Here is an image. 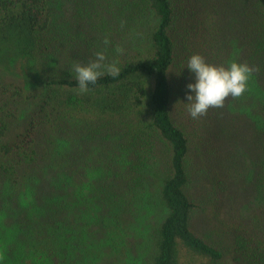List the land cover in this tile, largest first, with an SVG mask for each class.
<instances>
[{
	"label": "trees",
	"instance_id": "obj_1",
	"mask_svg": "<svg viewBox=\"0 0 264 264\" xmlns=\"http://www.w3.org/2000/svg\"><path fill=\"white\" fill-rule=\"evenodd\" d=\"M13 32L40 76L0 78V264H264V0H0V45ZM97 51L120 73L80 93L71 66ZM194 53L252 68L200 116L207 155L239 152L248 182L202 199L174 113Z\"/></svg>",
	"mask_w": 264,
	"mask_h": 264
},
{
	"label": "rangeland",
	"instance_id": "obj_2",
	"mask_svg": "<svg viewBox=\"0 0 264 264\" xmlns=\"http://www.w3.org/2000/svg\"><path fill=\"white\" fill-rule=\"evenodd\" d=\"M71 13V11H70ZM66 15V14H65ZM68 15V14H67ZM69 17V16H68ZM25 41L23 35L13 32L7 36L6 39L2 40L0 45V78L6 84H12L14 86L24 87L26 84L31 86L34 84V79L39 78L40 75L37 74V62L31 57V52L28 53L26 50ZM26 68H29L25 72ZM37 71V72H36ZM187 78L183 81L186 84L193 80V75L186 72ZM41 78V77H40ZM182 91L186 88L182 87ZM34 92V91H31ZM182 96H186L185 93H180ZM186 99V97H184ZM181 104L174 108L175 120L181 124L185 131L187 132L190 139V155L187 161V167L190 172V184L188 185V192L202 199L201 194L204 193L199 191V188L204 184V186L212 185L225 179L224 174L228 179H233L235 184H240V181L248 182L249 178V166L250 163L246 157H244L239 152L236 153L233 164L226 166L223 163L219 165L213 162V156L207 155L206 149L207 145L203 139V129L201 127L200 116L193 119L187 112V104L185 100H182ZM219 166L218 168H216ZM222 172H224L222 174ZM235 185L236 187L239 186ZM235 187V189H236ZM211 198L213 200V190H210ZM217 193V192H216ZM237 194V193H236ZM231 204H236L231 198L229 200ZM244 205L237 204L233 207L235 212L242 213V208ZM232 215H229L230 218ZM224 218V222H228L229 218ZM199 220L200 217H196ZM2 253V246H0V256ZM142 255L135 257L131 263L128 264H145L142 260Z\"/></svg>",
	"mask_w": 264,
	"mask_h": 264
},
{
	"label": "clouds",
	"instance_id": "obj_3",
	"mask_svg": "<svg viewBox=\"0 0 264 264\" xmlns=\"http://www.w3.org/2000/svg\"><path fill=\"white\" fill-rule=\"evenodd\" d=\"M117 51L120 49L117 48ZM105 59L104 53L97 51L94 60L87 64L75 63L71 66L70 72L75 74L80 93L86 92L88 85L94 84L104 74L119 75V66L115 62L105 63ZM185 66L193 75V80L186 85L187 112L193 119L204 115L209 108L223 107L225 99L229 96L240 97L246 91L252 74V68L246 63L231 60L214 64L207 62L198 53L190 55L183 67Z\"/></svg>",
	"mask_w": 264,
	"mask_h": 264
}]
</instances>
